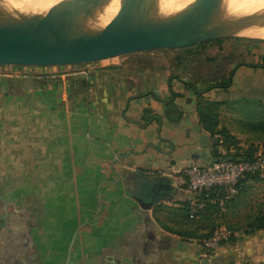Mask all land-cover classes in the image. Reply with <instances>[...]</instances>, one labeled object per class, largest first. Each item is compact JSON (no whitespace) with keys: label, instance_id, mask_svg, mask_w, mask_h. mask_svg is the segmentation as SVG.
<instances>
[{"label":"crops","instance_id":"crops-1","mask_svg":"<svg viewBox=\"0 0 264 264\" xmlns=\"http://www.w3.org/2000/svg\"><path fill=\"white\" fill-rule=\"evenodd\" d=\"M258 51L261 60L264 43ZM139 54L142 52L119 55L130 57V61L125 58L112 63L111 72L101 69L102 75L82 91L92 100L88 103L90 109H80L85 115L86 130H77L80 142L66 150L71 155V184H105L101 191L105 206L99 214L86 212L68 220V214L62 213V218L42 225L44 198L63 197L68 199L64 204L71 203L75 186L48 189L42 195L0 193V264L264 261V229L239 233L214 252L204 251L205 234L214 222L219 223L216 217L225 214L238 197L230 201L226 211L190 217L183 203H189L193 194L187 189L182 169L214 162L224 150L217 144L218 139L214 141V136L201 127L196 94L167 69L137 64L134 58ZM256 56L252 63L259 61ZM235 82L243 93L238 102H254L255 113L263 110L264 68L242 65L227 90ZM171 91L177 95L172 96ZM246 108L237 106V125L228 128L245 139L252 134L246 123L251 116L243 112ZM257 144L260 147L262 143ZM91 170L99 176L93 177ZM255 184L264 187V182L255 180L246 181L244 186ZM261 199L264 202V192ZM58 207L55 203L53 210L59 211ZM245 213L250 214L251 210Z\"/></svg>","mask_w":264,"mask_h":264},{"label":"rangeland","instance_id":"rangeland-1","mask_svg":"<svg viewBox=\"0 0 264 264\" xmlns=\"http://www.w3.org/2000/svg\"><path fill=\"white\" fill-rule=\"evenodd\" d=\"M0 1L3 2H0V9L2 10V7L5 9L0 10V25L6 28L23 31L28 27L35 26L41 33H46L57 21L41 23L32 20L31 16L34 14L17 9H21V7L13 8L11 6L12 10L16 8L13 10L17 13L15 16L16 13L10 10V4L4 3L7 1ZM111 1L107 0L103 13L110 11L114 0ZM4 4L9 8H4ZM147 8L152 11L148 5ZM9 10L12 12V16L8 15ZM151 11L150 13H152ZM19 12H22L21 15ZM158 15L149 23L145 22L144 24L168 17L166 14H161L159 17ZM171 17L186 19L182 16ZM211 23L216 24L215 22ZM128 27L121 26V30L117 26L115 30H103V32L117 33L136 27V25ZM262 43H264L262 40L239 35L222 38L219 41L216 39L201 41L178 50L164 48L146 51L137 55L134 60L144 67L149 65L167 69L171 75L187 80L202 90L211 83H217L226 77L229 70L236 64L252 63L259 53L258 47ZM125 58L130 61L128 56H115L74 65H0V193L42 195L48 189H64L75 186L73 197L70 199L71 203L64 204L68 199L63 197L44 198V217L40 220V224L49 223L52 219L57 221L62 213L68 214V220H73L81 214L85 215L86 212L87 215L93 212L99 214V211L105 206L101 193L106 187L105 184L103 187H100V184L91 187V181H73L71 184L73 171L68 166L71 155L68 156L66 150H69L72 144L78 145L80 142L77 130H86L85 115L80 113V109H90L88 103L91 99L87 93L82 91H86L102 75L101 69L108 68L110 70L112 63L116 61L118 63ZM256 58L259 60L260 56L257 55ZM134 60L132 62H135ZM239 67L236 66L237 69ZM95 69L98 73L94 71ZM221 90L223 91V89L216 88L208 90L204 92L203 97L209 101H222L230 97L226 100L229 103L224 100L225 103L218 106V116L220 125L234 128L239 116L237 106H246L250 102H238L243 93L237 82L234 83L231 90L225 89L224 93ZM249 109L251 110L247 107L243 112L245 114L252 113L249 112ZM235 135L239 137L241 143L246 142L245 136ZM217 144L219 143L217 142ZM90 172L94 175L93 177L99 176L96 175L97 171L95 172V170ZM262 186L261 184L243 186L237 194L238 200L236 199L237 201L230 205L231 208L228 211L224 209L225 214L216 217L219 220L218 224L242 233L245 228V217L248 215L245 212L251 210V213H254L258 205H264L261 199L264 192ZM55 203H58L59 211L53 210ZM215 224L217 223L214 222ZM43 236L48 235L44 234ZM245 264L255 263L251 261Z\"/></svg>","mask_w":264,"mask_h":264},{"label":"water","instance_id":"water-1","mask_svg":"<svg viewBox=\"0 0 264 264\" xmlns=\"http://www.w3.org/2000/svg\"><path fill=\"white\" fill-rule=\"evenodd\" d=\"M107 0H65L61 14L46 33L35 27L16 31L0 25V65L53 66L95 62L119 55L241 35L254 19V0L235 25H217L175 17H163L117 33L99 26ZM217 141V138H213ZM215 157L214 161H218ZM164 186V185H163ZM165 187V186H164ZM0 200H3L0 196Z\"/></svg>","mask_w":264,"mask_h":264},{"label":"bare ground","instance_id":"bare-ground-1","mask_svg":"<svg viewBox=\"0 0 264 264\" xmlns=\"http://www.w3.org/2000/svg\"><path fill=\"white\" fill-rule=\"evenodd\" d=\"M2 1H7L4 3L10 4V8L11 6H13V8L15 6L21 7V9H17L34 14L31 16L32 20L46 23L48 21H56L59 18L65 0ZM252 1L254 0H114L111 5L112 7L110 6V11L100 16L99 26L102 30L111 31V29H117V26L121 28V26H137V24L140 23L143 25L145 22L149 23V21H152L158 14V17L161 14H168V16H182L190 20L208 21L210 23L215 22L216 24L219 23L220 25L231 26L237 23L242 13ZM146 4L152 11L147 8ZM138 5H140V7H137ZM156 6L157 8H155ZM4 8L9 7H6L4 4ZM3 10L5 9L2 7L1 11ZM10 10H12V8ZM13 10L12 12L14 13L15 11ZM149 10L152 13H150ZM253 10L255 16L252 24L242 32L241 35L254 39H264V7L256 5ZM4 12L5 15H7L6 11ZM12 12H10L11 15L10 13L8 15L12 16ZM22 12H19V15H21L20 13ZM14 15L16 16L17 13Z\"/></svg>","mask_w":264,"mask_h":264},{"label":"trees","instance_id":"trees-1","mask_svg":"<svg viewBox=\"0 0 264 264\" xmlns=\"http://www.w3.org/2000/svg\"><path fill=\"white\" fill-rule=\"evenodd\" d=\"M216 40L219 41L221 39H216ZM259 40H262V42H264V39H259ZM178 49L180 48H176V50ZM241 65H247V66L249 65V66L264 68V58H262L256 63L236 64L234 67H232L229 70L228 75L226 77H224L217 83H211L202 90L196 88V86L191 82L184 80L182 78H177L174 75H172V77L181 80L186 88L192 90L196 94L198 99L197 112L199 116L200 125L204 130L208 131L211 136H214L218 139L219 144L222 146L224 150V153L218 154L220 158L233 160V161L252 160L255 158L258 152H264V108L263 110H260L258 113H255L254 112V109L256 107L255 103L254 102L247 103L246 107L248 108L250 107L251 110H249V112L251 111L252 113H248V116L250 115L251 118L248 119L246 123L250 128V130H252V134L250 135L249 138L245 139L246 141L245 143L244 142L241 143L239 137L231 133L227 127L220 125V120L218 116V106L224 104L225 101L224 100L209 101V99H206L205 97H203V95L205 94L204 92L214 88H220L223 90L228 89L232 83V78L236 73V69H237L236 66H241ZM171 94L172 96L177 95L175 91H171ZM257 143H262V144H260L261 146L259 147V144ZM248 180L264 182V177L259 176L257 173L247 175L243 180H241V183L238 185L239 186L238 192L241 191L242 187ZM183 208L184 210L187 211L188 216H190L189 215L190 204L188 203V201H185L183 203ZM210 211L220 212L221 210L215 204H208L206 210L204 212L199 213L198 216L207 214ZM245 219H246L245 228L242 230V234H250L255 232L256 230L264 229V205L258 208L256 211H254V213L248 214L245 217ZM219 226L220 224L218 223L215 225L213 224V228L209 230V233L205 234L204 239L211 236L213 231L216 228H219ZM255 264H264V261Z\"/></svg>","mask_w":264,"mask_h":264},{"label":"built area","instance_id":"built-area-1","mask_svg":"<svg viewBox=\"0 0 264 264\" xmlns=\"http://www.w3.org/2000/svg\"><path fill=\"white\" fill-rule=\"evenodd\" d=\"M190 199V217L204 212L208 204L224 210L226 204L238 194L239 184L247 175L264 177V152H258L252 160L233 161L219 158L206 165H190L182 169ZM239 231L227 227L216 228L203 242L206 253H212L222 243L230 241Z\"/></svg>","mask_w":264,"mask_h":264}]
</instances>
